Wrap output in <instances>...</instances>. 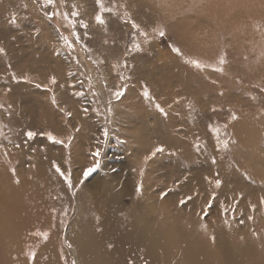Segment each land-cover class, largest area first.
Here are the masks:
<instances>
[{
    "label": "bare ground",
    "instance_id": "1",
    "mask_svg": "<svg viewBox=\"0 0 264 264\" xmlns=\"http://www.w3.org/2000/svg\"><path fill=\"white\" fill-rule=\"evenodd\" d=\"M42 2L44 8L49 4L48 0ZM68 2L74 24L92 44L86 51L88 58L102 68L103 76L114 75L118 87L120 70L124 73V91L132 95L118 104L112 101L109 114L113 125L124 119L127 124H139L140 132L132 138L141 154L140 143L149 148L148 153L163 146L178 157L182 152L195 153L197 99L209 92H204L207 88L202 79L212 74L207 66L215 55L213 46L246 44L252 34L250 27L258 33L255 42H264L262 30L256 31V27H264V0H102L103 9L110 10H102L97 0ZM18 4L17 0H0V85L7 86L0 89V264H74L71 256L76 264H264V207L255 210L254 221L242 239L230 223L220 228L197 218L194 206L188 210V206L176 204L167 210L160 194L152 193L158 184L145 153L131 163V192L124 194L120 183L101 185L103 189L84 196L74 220H67L70 203L55 148L56 140L66 143L72 125L63 110L56 112L60 96L54 88L58 85L35 76L41 74L39 69L27 62L43 57L33 53L32 33H16L20 25L11 19ZM98 14L103 24L97 22ZM47 35L39 36L38 41L47 42ZM166 37L173 39L168 59L159 45ZM21 39L29 52L19 43ZM193 60L205 68L197 69ZM38 66L51 73L50 66ZM259 74L264 76V69ZM29 81L49 83L52 94L47 89L43 97L23 91L21 84ZM229 85L234 88L231 81ZM130 104L135 111L118 108ZM119 112L125 114L118 117ZM176 117L188 122L189 150L184 151L176 136ZM76 121L81 139H88L91 127L79 116ZM245 127L232 139L240 149L248 145L257 151L264 143V129L252 127L249 138L243 140ZM29 132L34 135L29 137ZM148 135L160 137V144L152 145ZM208 137L204 133L201 140ZM72 148L78 155L83 153L77 141ZM207 148L214 154L209 143ZM59 151L66 155L68 147ZM252 176L263 188L264 176ZM193 190L189 195L193 196ZM193 203L194 199L189 205ZM258 224L261 232L248 235ZM212 234L217 237L212 239Z\"/></svg>",
    "mask_w": 264,
    "mask_h": 264
},
{
    "label": "rangeland",
    "instance_id": "2",
    "mask_svg": "<svg viewBox=\"0 0 264 264\" xmlns=\"http://www.w3.org/2000/svg\"><path fill=\"white\" fill-rule=\"evenodd\" d=\"M17 2L18 10L11 19L20 25L16 33H32L36 45L33 53L43 57L27 62H34L41 73L35 76L41 75L39 77L45 79V82L51 80L52 83L54 78V83L58 85L54 88V93L60 96L56 102V112L60 114L63 110L67 122L72 125L66 143H63V140H56L58 147L55 148L61 163L60 175L63 172L61 178H64L63 185L70 203L67 220H74L85 195L98 192L103 189L104 184L120 183L124 194L131 192L129 181L133 170L131 163L138 161L145 153L144 157L150 156L151 175L158 184L153 187L152 193L160 194V200L164 201L167 210H173L176 204L182 207L188 206V210L194 206L198 212L197 218L220 228L225 226L226 222L230 223L239 231V238L242 239L249 223L254 221L255 210L260 206L264 207V186L261 188L255 177H249L251 173L264 176V143L261 142L260 148L255 151L248 145L240 149L232 139L233 134L237 136L242 134L244 126L248 128L245 127L246 131L241 136L243 140L249 138L252 127L264 129V76L257 75L261 69H264V42L261 44L255 42L259 37L258 33L253 31V27H250L253 38L248 33L247 38L250 39L246 44L222 43L213 46L215 55L207 66V71L210 70L212 74L202 79L207 88L204 92L206 90L209 92L206 96H199L197 99L198 121L195 135L198 149L195 153L182 152L178 157L177 154L172 155L169 147L163 146L162 151L155 150L153 155L152 152L148 153L147 146L140 143L141 154L138 151L139 144L137 145L132 138L133 133L140 132L139 124L135 121L127 124L124 119L123 122L118 120L113 125L109 114V104L112 101L113 104H118L132 95L131 91H124V73L120 70L118 87L114 75L103 76L102 68L95 66L88 58L86 51L92 48V44L86 39L84 30L74 24L70 16L68 0H52L45 8L42 0H17ZM258 30H262L261 36L264 41V27L261 29L256 27L257 32ZM46 34L49 36L47 42L43 43L42 39L38 41L39 36L43 38ZM117 39L121 40L118 37ZM172 40V38H162L159 44L167 59L171 58ZM19 43L24 45L26 52L30 51L23 39ZM221 57L224 59L222 64ZM106 62L104 67L107 68ZM38 65L50 66L51 73ZM202 68L205 67H197V69ZM203 72L205 73L206 70ZM223 74L225 75L221 79L220 75ZM230 81L234 88L229 87ZM6 87L0 85L2 90ZM21 87L23 91H32L39 97H43L46 89L51 91V94L53 90L49 83L37 84L34 81L21 84ZM118 108H121V111L136 109L131 104L128 107L119 105ZM237 108L242 112L237 113ZM74 111L77 112L76 115L72 114ZM124 114L119 112L117 115L120 117ZM76 116L91 127L92 130L88 133L91 140L90 137L86 140L81 139L77 130L79 123L76 121ZM148 121L153 124L154 119L150 118ZM152 124L148 125L150 133ZM174 124L176 136L182 142L181 146L183 145L184 151L189 150L190 141L186 129L188 122L182 117H176ZM204 133L209 135L208 140H201ZM213 134L216 135V139L212 137ZM149 135L152 145L160 144V137ZM75 141L83 148V153L80 155L74 148L71 149ZM23 142L27 143L25 140ZM225 142L227 147L224 146ZM208 143L213 147L214 154L207 148ZM113 145H116L115 148H112ZM62 146L68 147L66 155L59 151ZM154 161L156 162L153 164ZM89 168L95 170L85 177L84 173ZM66 177L70 179L72 187H69ZM217 181H220L219 186ZM224 183L226 188L223 186ZM192 190L193 196L189 195ZM193 199L194 203L189 205ZM221 218L227 220L222 221ZM260 232L261 225L258 224L248 231V235L257 236ZM216 237L212 234L211 238ZM64 247L71 256L65 244ZM71 258L76 264L75 259L72 256Z\"/></svg>",
    "mask_w": 264,
    "mask_h": 264
},
{
    "label": "snow or ice",
    "instance_id": "3",
    "mask_svg": "<svg viewBox=\"0 0 264 264\" xmlns=\"http://www.w3.org/2000/svg\"><path fill=\"white\" fill-rule=\"evenodd\" d=\"M48 2L51 3L52 0H48ZM97 3L101 5L102 10H110V9H103L102 0H97ZM96 20H97V22L100 23V24H103V23H104V20H103L101 14H98V15L96 16ZM135 26H136V25H134V27H135ZM159 34H160L161 36H163V35H164V32H163V31H160ZM136 47L139 48V45H136ZM0 51H3V49H0ZM174 51L179 52V49H174ZM191 63H193L196 67H202V65L200 64L199 61H195V60H193V61H191ZM220 63H221V64L224 63V59H223V57L220 58ZM217 70H218V71H222V69H217ZM54 82H55V80H54V78H53V83H54ZM120 94H122V93H120ZM118 95H119V94H118ZM144 95H145L146 97L148 96L147 91H145ZM161 111H163V109H161ZM33 135H34V133H31V132L28 133V136H29V137H32ZM50 138H51V137H50ZM224 146L227 147V143H226V142H225ZM162 150H163V149H161V148H157V149H156L157 152L162 151ZM153 155H155V152H153ZM97 167H98V164H97ZM94 170H95L94 168H89V169H87V170L85 171V173H84L85 177H87V176H88L91 172H93ZM57 171H59V168H57ZM61 175H63V173H61ZM66 179L68 180L69 187H72L70 179H69L68 177H66ZM216 183H217V186H219L220 181H217ZM189 199H190V197H189Z\"/></svg>",
    "mask_w": 264,
    "mask_h": 264
}]
</instances>
